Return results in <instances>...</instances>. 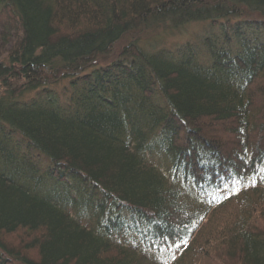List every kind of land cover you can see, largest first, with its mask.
Segmentation results:
<instances>
[{
	"label": "trees",
	"instance_id": "1",
	"mask_svg": "<svg viewBox=\"0 0 264 264\" xmlns=\"http://www.w3.org/2000/svg\"><path fill=\"white\" fill-rule=\"evenodd\" d=\"M0 10V264H264V0Z\"/></svg>",
	"mask_w": 264,
	"mask_h": 264
},
{
	"label": "rangeland",
	"instance_id": "2",
	"mask_svg": "<svg viewBox=\"0 0 264 264\" xmlns=\"http://www.w3.org/2000/svg\"><path fill=\"white\" fill-rule=\"evenodd\" d=\"M5 16L3 14V11L0 10V57L4 56L6 54V52L11 48V43L9 42H4L2 40L3 36H4V29H5ZM15 37V36H14ZM167 41L166 39H163V42ZM169 42H172L174 44H176L178 42V38H170L168 39ZM53 188V187H51ZM48 189V187H47ZM243 211L242 206L240 205H233L232 207H228L225 210L219 211L215 214H213V218L210 224H208V221L202 226V228L200 229L198 235L199 240L197 242V246L202 245L203 243H205L208 240V235L207 232L209 231V233L211 232L213 227H217L218 226V222L220 220H222L223 218L226 217H222V216H236L239 215L241 212ZM259 214V212H258ZM257 214V216H258ZM264 211L262 212V217H263ZM258 220H260L258 218ZM262 222L260 221L259 224H261ZM262 225V224H261ZM205 228V229H204Z\"/></svg>",
	"mask_w": 264,
	"mask_h": 264
}]
</instances>
